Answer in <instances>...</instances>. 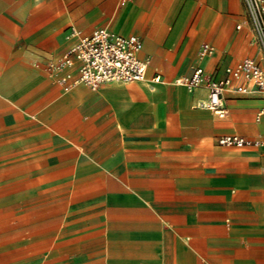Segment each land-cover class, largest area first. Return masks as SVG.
<instances>
[{"label": "crops", "instance_id": "0c3cea01", "mask_svg": "<svg viewBox=\"0 0 264 264\" xmlns=\"http://www.w3.org/2000/svg\"><path fill=\"white\" fill-rule=\"evenodd\" d=\"M96 28L141 40L143 82L61 89L50 63ZM247 57L240 0H0V264H264L262 96L218 117L175 84Z\"/></svg>", "mask_w": 264, "mask_h": 264}, {"label": "built area", "instance_id": "2783aa9c", "mask_svg": "<svg viewBox=\"0 0 264 264\" xmlns=\"http://www.w3.org/2000/svg\"><path fill=\"white\" fill-rule=\"evenodd\" d=\"M240 2L259 59L244 58L235 67L227 68L221 78L207 75L202 67L195 66L188 77L175 81L176 85L189 91L204 88L207 98L199 106L218 117L226 114L224 95L228 91L260 94L263 99L260 111L264 113V0ZM70 36L75 38L74 41L57 62L49 65V69L59 75L57 84L63 91L77 85L96 91L105 84L141 83L145 80L148 61L139 57L142 43L137 36H120L105 28L93 29L86 35L72 30ZM212 51V47L205 44L199 55L205 57ZM152 82L160 83V75L156 73ZM217 144L222 147L244 148L261 146L262 142L238 135H223L218 137Z\"/></svg>", "mask_w": 264, "mask_h": 264}]
</instances>
